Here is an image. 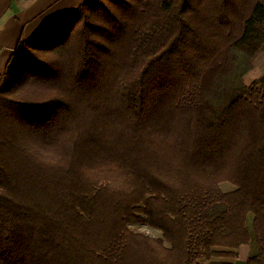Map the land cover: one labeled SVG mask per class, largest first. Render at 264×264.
<instances>
[{"label": "trees", "instance_id": "obj_1", "mask_svg": "<svg viewBox=\"0 0 264 264\" xmlns=\"http://www.w3.org/2000/svg\"><path fill=\"white\" fill-rule=\"evenodd\" d=\"M102 1L0 75V264H264V0Z\"/></svg>", "mask_w": 264, "mask_h": 264}, {"label": "crops", "instance_id": "obj_2", "mask_svg": "<svg viewBox=\"0 0 264 264\" xmlns=\"http://www.w3.org/2000/svg\"><path fill=\"white\" fill-rule=\"evenodd\" d=\"M85 0H0V75L19 41H27L76 10ZM242 246L234 264L255 253ZM242 248L245 249L244 254ZM247 249V250H246Z\"/></svg>", "mask_w": 264, "mask_h": 264}, {"label": "rangeland", "instance_id": "obj_3", "mask_svg": "<svg viewBox=\"0 0 264 264\" xmlns=\"http://www.w3.org/2000/svg\"><path fill=\"white\" fill-rule=\"evenodd\" d=\"M98 1L99 0H97V2ZM100 2L102 4L106 3V1H102V0H100ZM262 75H264V52H261L255 58L252 69L243 78L244 83L246 85H249L252 81L258 79ZM221 189L223 191H229L232 189V186L230 184H226V183L221 184ZM127 226L134 233H143V234L150 235L153 237L159 236L158 230L152 229V228L148 227L147 225L130 223ZM248 246L249 247H246V248L250 251H253V249H255V247L252 243ZM241 250H242V253L244 254L245 249L242 248ZM200 264H205V262L202 261Z\"/></svg>", "mask_w": 264, "mask_h": 264}]
</instances>
